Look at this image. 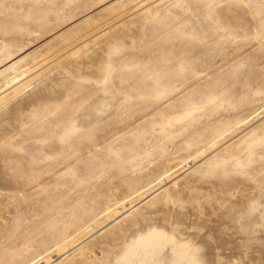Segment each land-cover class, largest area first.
<instances>
[{
    "label": "rangeland",
    "instance_id": "374dc122",
    "mask_svg": "<svg viewBox=\"0 0 264 264\" xmlns=\"http://www.w3.org/2000/svg\"><path fill=\"white\" fill-rule=\"evenodd\" d=\"M49 263L264 264V0H0V264Z\"/></svg>",
    "mask_w": 264,
    "mask_h": 264
},
{
    "label": "bare ground",
    "instance_id": "6f19581e",
    "mask_svg": "<svg viewBox=\"0 0 264 264\" xmlns=\"http://www.w3.org/2000/svg\"><path fill=\"white\" fill-rule=\"evenodd\" d=\"M236 128V127H235ZM220 139V138H219ZM217 142V141H216ZM216 142H214V143H212V144H210L209 146H208V148L206 149V150H202V151H200L197 155H196V157H198V156H203L204 155V152L205 151H207V150H210L211 148H213V146L216 144ZM214 154V153H213ZM192 160V159H191ZM198 160V159H197ZM199 161V160H198ZM192 166V165H191ZM173 175V174H172ZM175 176V175H174ZM173 178H175V177H173ZM172 180V179H171ZM170 181V180H169ZM139 193V192H138ZM144 193V192H143ZM153 193V192H152ZM148 196V195H147ZM143 197V196H142ZM152 197V196H151ZM133 198V197H132ZM133 201V200H132ZM143 201V200H142ZM133 202H131V204H132ZM138 204H139V202H138ZM137 205V204H136ZM109 210V209H108ZM125 212V211H124ZM126 213V212H125ZM100 218V217H99ZM123 218V217H122ZM115 219V218H114ZM105 226V225H104ZM102 228V227H101ZM96 230H98V229H96ZM85 231V230H84ZM89 237V236H88ZM86 239V238H85ZM66 242V241H65ZM79 244V243H78ZM65 244H62V245H57L56 246V248L58 249V251H60V250H62L63 249V246H64ZM66 246V245H65ZM61 255V254H60ZM54 260V259H53ZM52 260V261H53ZM49 264H52V263H49Z\"/></svg>",
    "mask_w": 264,
    "mask_h": 264
}]
</instances>
